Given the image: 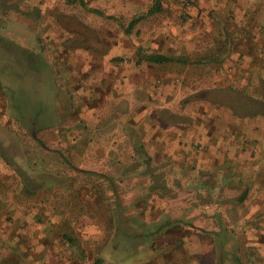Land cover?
I'll return each mask as SVG.
<instances>
[{
    "label": "crops",
    "instance_id": "crops-1",
    "mask_svg": "<svg viewBox=\"0 0 264 264\" xmlns=\"http://www.w3.org/2000/svg\"><path fill=\"white\" fill-rule=\"evenodd\" d=\"M171 2L165 4L169 12ZM162 3L156 0L147 7L133 26L138 16H131L132 0H111L104 13L99 7L91 8L106 19L94 15L82 19L97 30L89 36L90 45L86 39L78 46L67 42L66 60L81 64L75 92L91 102L81 106L75 132L78 163L83 161L82 172L98 176L107 172L102 176L115 191L117 179L112 175L116 173L123 174L118 178L127 188L139 189L138 197L134 194L123 201L136 204L137 216L128 220L113 209L112 218L124 220L125 227L117 228L107 244L115 249L122 232L123 250L137 238L146 250L141 248L138 260L130 250L122 260L110 251L117 260L112 264H247L244 246L264 249L263 154L246 142L260 136L245 128L243 116L233 106L227 107L226 100H202L204 110L195 112L190 102L179 98L184 92L244 88L237 61L250 56H243V45L235 40L224 41L227 48L223 46V12H264V0H200L197 11L209 16L204 37L194 31L182 40L175 17L156 19L166 11ZM157 4L160 9L148 14ZM7 9L13 10L3 6L1 12ZM121 14L128 20L120 21ZM14 26L21 27L20 22ZM150 53L174 60L149 62L145 56ZM71 78L66 73L59 84L54 108L41 119L40 129L58 125L57 102L62 90L72 89ZM185 79L190 84L183 89L176 82ZM88 157L91 166L84 167ZM109 202L121 204V199ZM168 236L171 240L160 242V237ZM159 242L164 251L160 255L152 251Z\"/></svg>",
    "mask_w": 264,
    "mask_h": 264
},
{
    "label": "rangeland",
    "instance_id": "rangeland-1",
    "mask_svg": "<svg viewBox=\"0 0 264 264\" xmlns=\"http://www.w3.org/2000/svg\"><path fill=\"white\" fill-rule=\"evenodd\" d=\"M110 1L0 0V264H95L98 258H103L101 264H112L117 260L110 251L117 259L130 253L138 260L141 248L146 250L138 238L131 240L127 249L130 252L123 250L124 242L117 237L115 249L107 244L118 228L117 220L112 218L113 209L128 220L137 216L136 204L123 201L128 197L131 200L134 194L138 197L139 189L127 188L118 178L122 173L112 175L117 179L115 191L105 180L107 172L100 176L82 172L83 161L78 163L75 150L81 106L91 102L75 92L76 84L81 82V64L76 59L66 60L65 47L67 42L71 46L84 45V39L90 45L89 36L97 30L82 19L94 15L105 21L91 8L108 12ZM155 1L132 0V18ZM161 1L166 11L160 13L163 18L156 15V19L175 17L181 40L194 31L201 33L199 38L204 37L203 26L209 16L197 11L200 0ZM170 2L171 12L165 5ZM3 6L13 10L1 12ZM223 15V46L224 41L235 40L243 45V56H250L237 61L242 67L239 79L244 88L222 93L184 92L179 99L190 102L195 112L204 110L199 104L202 100H226L227 107L233 106L243 116L245 128L259 134L257 140L246 142L263 154V161L264 114L255 112L262 108L256 100L264 101V12L234 10ZM119 19L125 22L128 16L121 14ZM18 21L19 28L14 26ZM66 73L72 77V89L61 91L57 102L59 123L40 129L41 119L54 108L56 90L66 80ZM178 82L183 89L190 84L186 79ZM88 158L84 167L91 166ZM116 197H120L121 204L109 202ZM171 238L160 237V242ZM160 242L152 249L159 255L164 253ZM245 248L242 257L247 264H264V249ZM228 249L232 254L234 246Z\"/></svg>",
    "mask_w": 264,
    "mask_h": 264
},
{
    "label": "trees",
    "instance_id": "trees-1",
    "mask_svg": "<svg viewBox=\"0 0 264 264\" xmlns=\"http://www.w3.org/2000/svg\"><path fill=\"white\" fill-rule=\"evenodd\" d=\"M82 4L85 5V2L82 1ZM159 9H160V4H157L154 7H152L151 9H149L148 14H153V13L157 12ZM97 12H100V11H97ZM143 17H144V15H141V16L134 18L131 22V26H133L136 22H138ZM145 59L149 62H156V63L171 62L174 60V58L172 56L161 54V53H150V54L145 56ZM256 102L258 104H261L262 108L255 113H263L264 114V101L256 100ZM119 212H121V211H119ZM116 220L118 223V228H120V226H122V228H123L124 227V224H123L124 221L121 218L119 219L118 217L116 218ZM118 238L121 240H123L125 238L122 232L119 233ZM102 262H103V259L98 258L96 260L95 264H101Z\"/></svg>",
    "mask_w": 264,
    "mask_h": 264
}]
</instances>
